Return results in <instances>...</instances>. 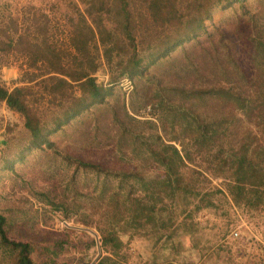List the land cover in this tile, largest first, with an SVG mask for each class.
Returning a JSON list of instances; mask_svg holds the SVG:
<instances>
[{
	"label": "rangeland",
	"instance_id": "rangeland-1",
	"mask_svg": "<svg viewBox=\"0 0 264 264\" xmlns=\"http://www.w3.org/2000/svg\"><path fill=\"white\" fill-rule=\"evenodd\" d=\"M173 1L179 19L174 23L192 16L198 7L210 8L197 43L186 44L188 58L177 48L148 64L153 45L172 33L171 26L162 28L151 20L146 0H128L134 18L146 23L134 31L145 74L112 81L125 52L114 53L109 65L99 57L93 76L97 84L111 88L110 93L97 107L99 114L89 110L83 123L72 120L51 133L55 151L30 147L23 117L0 100L1 227L8 239L28 243L33 264H96L103 256L114 264H264V204L234 203L226 190L227 173L213 159L216 148L198 147L189 139L183 115L166 117L172 108L150 100L156 77L162 84L195 79L187 59L199 62L196 68L204 67L208 74L223 68L234 73L235 66L250 71L257 62L255 44L264 40V0L233 1L226 7L221 5L226 0ZM100 4L110 9L113 0H0V86L9 91L29 87V102L47 127L59 110L58 100L37 83L41 77L27 80L47 66L30 67L14 40L23 35L39 43L45 37L47 44L63 50L70 32L93 20L113 30L115 15L97 11ZM152 74L154 79L149 78ZM212 105L205 103L206 111ZM215 112L225 121L234 146H250L259 136L260 128L241 113L219 106ZM134 128L148 140L158 134L163 143L178 149L184 160L180 171L193 190H173L166 170L128 137V129ZM67 152L126 173L128 181L77 167L64 159ZM138 203L147 205L144 218H131L130 208ZM113 234L119 237V247L102 246V239ZM2 252L0 264H7Z\"/></svg>",
	"mask_w": 264,
	"mask_h": 264
},
{
	"label": "trees",
	"instance_id": "trees-1",
	"mask_svg": "<svg viewBox=\"0 0 264 264\" xmlns=\"http://www.w3.org/2000/svg\"><path fill=\"white\" fill-rule=\"evenodd\" d=\"M146 1V11L151 20L159 21L162 28L171 26L172 31L171 34L164 35L155 42L148 54V64L167 57L177 48L181 56L188 58L189 52L185 48L186 44L192 41L193 45L197 41V37L204 28V19L210 18V8L198 7L195 14L174 23L179 19L175 18L176 9L173 0ZM233 1L243 0H226V4L221 5L226 7ZM218 2L220 3V0L215 1V3ZM96 9L107 13L112 12L115 15L113 30L93 20L91 24L70 32L67 37V48L63 50L60 46L47 44L45 37H42L39 43H32L23 35L17 36L14 40V44L20 47L21 52L29 60L30 67L36 64L47 66L45 71L38 75L29 74L30 77L27 80L30 82L34 81L36 76L41 77L37 83L44 84V92L58 100L56 106L59 110L49 119L50 126L47 127L46 122L29 102V87L20 86L9 91L0 86V100L24 119V127L30 136V147L46 146L55 151V142L49 137L51 133L72 120L79 121L77 125L83 123V115L89 113V110L99 114L100 108L97 107L104 104V98L111 90L109 87L104 88L97 84L93 76L99 57L109 65L114 53L125 52L126 57L118 62L121 68L111 76L112 81L122 76L132 79L137 75L145 74L142 57L138 54L139 48H137L134 36L136 26L140 30L143 29V25L146 27L144 19L134 18L128 0H113L110 9L104 8L102 4ZM118 35H121V39ZM120 41L123 43L122 46L119 45ZM255 45L257 46L254 48V57L257 62L254 63L253 68H250V71H245L247 73L235 66L234 73L223 68L218 71L213 69L208 74L205 72L206 68H196L199 62L195 64L187 59V63L194 68L195 79L189 82L170 81L162 84L156 77L155 92L150 97L153 105H166L172 108L170 112L167 110L166 117L174 119L176 116L183 115L186 119V129L190 132L189 139H193L198 147L205 144L216 148L213 159L220 171H226V190L236 204L241 201L246 204H264V40L257 41ZM224 48L226 57L231 60L229 47ZM149 78L154 79V75H149ZM207 102H212L213 105L206 111L204 106ZM218 106L241 113L260 128V134L253 144L247 147L233 145V138L230 137L225 121L215 112ZM92 107L94 108L91 109ZM128 130L130 132L126 130L125 132L129 134L130 139L138 142L137 148L142 145L166 170L173 190L183 192L193 190L192 185L184 181L180 171V168L184 166V160L176 147L163 143L158 134H154L153 140H148L141 130L136 128ZM122 131L124 132V129ZM224 139H226V144H224ZM18 157L21 159V155ZM63 157L85 170L96 173H114L113 175L119 177L120 181L124 183L128 181L129 175L127 176L126 173L105 168L100 163L73 157L70 152L65 153ZM75 197H71L72 202ZM146 206L145 203H138L131 207V213H129L131 218H144L143 213L147 209ZM3 222L4 217L0 215V249L3 251L2 254H6L7 264H33L29 256L28 243L8 239L1 227ZM83 224L87 225L85 222ZM119 245V237L115 234L107 240L102 239V246L110 247L111 250L118 248ZM114 263L109 256H103L97 260L96 264Z\"/></svg>",
	"mask_w": 264,
	"mask_h": 264
},
{
	"label": "water",
	"instance_id": "water-1",
	"mask_svg": "<svg viewBox=\"0 0 264 264\" xmlns=\"http://www.w3.org/2000/svg\"><path fill=\"white\" fill-rule=\"evenodd\" d=\"M92 234L96 237V234L94 232H92ZM95 239H97V238H95ZM96 244H97V240H96Z\"/></svg>",
	"mask_w": 264,
	"mask_h": 264
},
{
	"label": "built area",
	"instance_id": "built-area-1",
	"mask_svg": "<svg viewBox=\"0 0 264 264\" xmlns=\"http://www.w3.org/2000/svg\"><path fill=\"white\" fill-rule=\"evenodd\" d=\"M234 235H236V232H233Z\"/></svg>",
	"mask_w": 264,
	"mask_h": 264
}]
</instances>
